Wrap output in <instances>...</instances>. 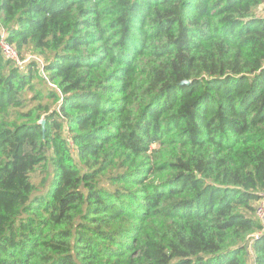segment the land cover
<instances>
[{"label": "trees", "instance_id": "trees-1", "mask_svg": "<svg viewBox=\"0 0 264 264\" xmlns=\"http://www.w3.org/2000/svg\"><path fill=\"white\" fill-rule=\"evenodd\" d=\"M0 27L41 60L0 49V264H264V0H0Z\"/></svg>", "mask_w": 264, "mask_h": 264}, {"label": "built area", "instance_id": "built-area-1", "mask_svg": "<svg viewBox=\"0 0 264 264\" xmlns=\"http://www.w3.org/2000/svg\"><path fill=\"white\" fill-rule=\"evenodd\" d=\"M0 49L2 52V56L10 61H14L19 67H22L25 63L29 61H36L38 63H41V60L38 59L36 56H34L33 59H29L28 57L24 60H19L18 55L16 53V50L14 47L7 42V33L6 31L0 27ZM255 216L259 220L262 231L260 233H256L254 235H251V238L255 239L259 237L260 235L264 234V193L260 194L259 200L257 201L255 205Z\"/></svg>", "mask_w": 264, "mask_h": 264}, {"label": "rangeland", "instance_id": "rangeland-1", "mask_svg": "<svg viewBox=\"0 0 264 264\" xmlns=\"http://www.w3.org/2000/svg\"><path fill=\"white\" fill-rule=\"evenodd\" d=\"M34 56H35L34 53H32L30 50L26 49V50H24L23 55L21 56V58L19 57L20 58L19 60H24L27 57L29 59H33Z\"/></svg>", "mask_w": 264, "mask_h": 264}, {"label": "water", "instance_id": "water-1", "mask_svg": "<svg viewBox=\"0 0 264 264\" xmlns=\"http://www.w3.org/2000/svg\"><path fill=\"white\" fill-rule=\"evenodd\" d=\"M186 84H188V82H185V81H184V82L181 83V85H186ZM43 124H44V122L42 121V122H41V125H43Z\"/></svg>", "mask_w": 264, "mask_h": 264}]
</instances>
